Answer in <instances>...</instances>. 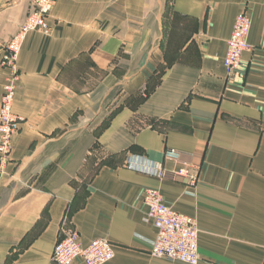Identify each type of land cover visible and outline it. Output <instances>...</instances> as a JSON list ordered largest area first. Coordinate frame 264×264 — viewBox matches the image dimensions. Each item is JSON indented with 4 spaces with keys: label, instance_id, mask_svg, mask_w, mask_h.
Segmentation results:
<instances>
[{
    "label": "crops",
    "instance_id": "1",
    "mask_svg": "<svg viewBox=\"0 0 264 264\" xmlns=\"http://www.w3.org/2000/svg\"><path fill=\"white\" fill-rule=\"evenodd\" d=\"M30 10L31 0H0V60ZM242 12L250 49L229 76ZM49 23L18 60L0 264H56L66 228L82 248L111 242L108 264H182L150 255L147 188L196 218L199 264H264V0H62ZM7 74L0 65V105ZM185 162L201 168L195 188L143 171Z\"/></svg>",
    "mask_w": 264,
    "mask_h": 264
},
{
    "label": "built area",
    "instance_id": "2",
    "mask_svg": "<svg viewBox=\"0 0 264 264\" xmlns=\"http://www.w3.org/2000/svg\"><path fill=\"white\" fill-rule=\"evenodd\" d=\"M62 0H31V10L26 22L15 36L3 47L0 65L8 71L3 86L0 105V164L6 165L13 150V137L17 133L19 117L13 112L17 83L20 77L18 60L29 34L38 32L48 36L52 32L49 18L58 2ZM252 20L246 12L240 13L235 21L233 32L227 42L224 65L231 76L242 64L243 54L250 49L248 43ZM167 156L179 162L181 154L168 150ZM176 160V161H177ZM130 159L129 168L137 169ZM144 172L159 179L181 181L189 187H197L200 182L201 168L187 162L174 170L164 169L159 164L150 165ZM143 203L146 207L145 222L152 223L157 230L151 246L150 255L173 263L199 264L200 231L195 217L176 212L164 201L158 189L147 188L143 192ZM56 264H72L82 258L85 264H108L114 258L111 242L104 239L93 241L82 248L80 234L75 228L61 230L59 241L53 251Z\"/></svg>",
    "mask_w": 264,
    "mask_h": 264
}]
</instances>
